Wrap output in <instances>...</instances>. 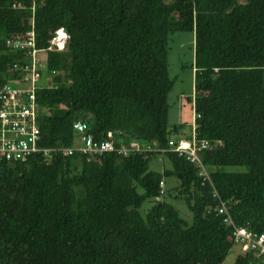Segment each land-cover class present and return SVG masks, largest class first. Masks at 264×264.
<instances>
[{"label":"trees","instance_id":"1","mask_svg":"<svg viewBox=\"0 0 264 264\" xmlns=\"http://www.w3.org/2000/svg\"><path fill=\"white\" fill-rule=\"evenodd\" d=\"M31 29L38 50L59 29L68 36L45 64L63 76L36 92L45 149L75 147L77 122L97 143L112 133L116 149L167 148L185 128L167 122L169 37L192 33L189 103L197 141L212 144L200 153L208 180L170 152L0 160V264H222L235 247L222 205L237 227L264 234V0H0V87L26 59L6 40ZM158 155L170 169L150 170ZM228 166L248 171L211 170ZM171 177L191 226L160 195ZM234 264L264 262L238 255Z\"/></svg>","mask_w":264,"mask_h":264},{"label":"built area","instance_id":"2","mask_svg":"<svg viewBox=\"0 0 264 264\" xmlns=\"http://www.w3.org/2000/svg\"><path fill=\"white\" fill-rule=\"evenodd\" d=\"M15 8V6H13ZM68 36L63 29L57 30L49 41L47 50H38L35 43V33L31 29L23 35H13L6 40L8 50L24 52L25 64L16 65L14 69L20 73L18 79H10L0 87V160L9 163H26L42 158L51 161L53 153H61L64 157L78 152L89 157L100 156L105 153H117L125 158L131 155L150 153H176L191 164L197 165L206 180L208 176L202 165L200 153L212 144L198 142L195 134V119L193 117L192 131L189 138L171 139L165 149L157 147L156 143L141 144L132 141L128 146L115 148L114 136L107 134L105 141L97 143L88 133L85 123L77 122L73 125L78 134V143L73 148L45 149L40 144V129L38 127L39 106L36 102V92L41 89L54 87V78L63 76V72L46 69L48 52H64ZM44 54V55H42ZM162 189V184H161ZM163 190L160 195H163ZM157 201L160 198L156 199ZM224 215V224L231 228L233 242L239 248V256H251L255 260L264 262V234H255L249 230L237 227L231 219L224 205L218 210Z\"/></svg>","mask_w":264,"mask_h":264},{"label":"rangeland","instance_id":"3","mask_svg":"<svg viewBox=\"0 0 264 264\" xmlns=\"http://www.w3.org/2000/svg\"><path fill=\"white\" fill-rule=\"evenodd\" d=\"M170 3L172 0H164ZM241 4L245 0H239ZM44 55V54H42ZM168 74L173 81V87L168 94V116L167 122L172 129L177 125H184L182 131L183 135H190L192 131L193 113L189 98L192 101L195 98L194 82H195V69H194V35L189 32L175 33L169 37L168 42ZM180 136H173L174 139ZM170 169V164L163 155L153 157L150 161V170L162 173ZM212 171L230 172V173H244L248 169L246 167H219L212 168ZM180 185L179 181L174 178H165L162 182V190L171 197H167V202L173 205L178 211L179 216L186 223V226L193 224V216L185 202L181 199L175 200L172 197L175 195V189ZM139 193H142L138 189ZM150 203H145L142 212L146 213L150 208ZM239 255V248L234 247L230 251L228 257L222 264H234Z\"/></svg>","mask_w":264,"mask_h":264},{"label":"crops","instance_id":"4","mask_svg":"<svg viewBox=\"0 0 264 264\" xmlns=\"http://www.w3.org/2000/svg\"><path fill=\"white\" fill-rule=\"evenodd\" d=\"M183 138H186V137H183Z\"/></svg>","mask_w":264,"mask_h":264}]
</instances>
